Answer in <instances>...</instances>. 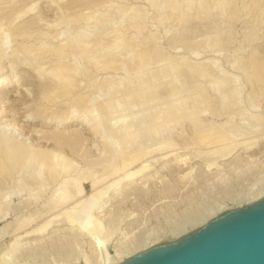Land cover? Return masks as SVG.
Instances as JSON below:
<instances>
[{
    "label": "bare ground",
    "instance_id": "1",
    "mask_svg": "<svg viewBox=\"0 0 264 264\" xmlns=\"http://www.w3.org/2000/svg\"><path fill=\"white\" fill-rule=\"evenodd\" d=\"M64 1L67 0L55 2L62 4ZM96 1L99 0H83L89 4ZM145 1L158 10V13L169 10L168 22L175 26L191 18L206 20L215 11L224 17L225 22L239 19L236 8L238 0ZM251 1L252 5L249 6L259 11L260 15L257 16L260 19H256L258 21L255 22L252 33L247 31V38L250 40L258 37L264 27V0ZM127 6L123 8L119 5L115 11H110L109 8L105 12L73 19L80 21L84 26L82 28H94L103 26L105 20L106 23L115 15L120 18L119 22L116 21L120 27L124 25L120 20L126 22L125 18H130L131 28L142 32L147 17L144 10ZM30 11L37 10L32 8ZM158 13L157 22L164 23V12L163 16ZM13 16L6 26H0V45L10 42L13 33L19 29L18 17ZM114 28L115 33L118 32ZM104 29L99 27L98 30L102 33ZM105 30L104 33H108ZM114 31L108 36L112 32L114 34ZM61 32L55 34L59 35ZM52 33L45 32L43 35L51 36ZM118 33L115 34V40L112 37L114 43L109 44L111 47L106 51L101 50L103 42L101 41L102 45L98 42L102 38L97 40L98 44H93L96 34L93 30L87 33L85 29L77 30L71 38L67 35L69 38L65 37L62 41L59 38V41L51 39V48L46 45L47 40L42 41V38V42L38 38V46L36 43L35 46L31 44L34 47H26L25 43L18 42L19 45L12 49L10 63L6 66L1 63L4 52L0 50L2 102H10L7 97L13 89L20 95L27 93L19 87L23 76H9V68L13 71L18 67L34 70L36 78L44 86L39 83L43 93L40 101H36L38 114H42L41 106L44 109L46 105L43 103L46 101L55 105L61 95L66 98L63 104L65 109L62 111L58 106L62 112L58 111L60 113L53 116L39 114L38 122L55 129L67 128L74 123L82 124L88 127L94 138L103 140L101 148H96L98 156L84 159L86 167L79 168L75 156L80 152L88 155L83 146L85 141L80 134L66 129L47 133H40L43 131L38 130L33 133L41 143L38 140L35 144H29L25 139L19 138L16 132L21 128L16 123L7 124L4 120V103L0 104V172L12 175L16 170L21 173L14 187L5 194L0 192V219L16 211L17 207L12 204L15 196L21 197L29 190L26 201L30 202L46 191L48 179H55L57 182L49 202L45 204H51L50 210L45 212L39 208L38 212L23 217L14 230V239L0 244V264H121L141 251L138 249L144 250L160 243L159 234L162 232L180 234L189 227L204 226L211 215L223 209L222 204L226 200L238 202L253 195L252 201L256 202L264 197V111L261 109V97H264V62L260 59V53L256 51L250 54L251 70L245 77L255 83L248 88L242 82V77L230 75L222 68L219 59L206 64L191 63L186 57L179 56H176L179 57L176 60L165 52L166 56L164 53L162 55L160 46L142 48V44L152 40V35L144 36L143 43L139 40V47L136 48L134 45L139 43L136 33L128 39L126 36L123 39V34ZM223 33L213 34L205 46L219 44ZM103 36L105 35L102 34ZM201 43L198 42L191 48V54H201ZM123 46L126 47L125 51L128 50L122 55L119 54L120 59L115 61L112 56H116L115 53H119ZM49 51L56 56L52 67L46 69V65H36L38 56L42 57V54L50 53ZM160 55L163 56L165 65L148 71L151 61ZM81 60L84 61V66ZM129 61L133 62L131 68L122 65ZM47 63L45 64L50 65V62ZM243 63V60H239L232 63V66L237 68L244 66ZM106 70H123L126 75L119 80H113L112 77L115 76L99 74ZM189 73L193 74L191 77L195 80L188 89L191 103L176 95V91L182 89L178 88L182 83L174 79L168 83L161 81L166 76L171 79L173 75ZM202 79L206 82H200ZM134 80H137L138 87L133 86ZM88 87L95 90L106 87L108 90L102 94L95 92L93 95H83L84 89ZM163 87H168L171 91L161 95V92H157L159 95L153 94L155 97L144 96L140 91L141 88L161 91ZM147 105H151L150 112H156V117L148 118L149 115L144 116L146 112H143V116L134 113L130 117L129 114L130 118L125 115L133 107L140 109ZM187 105L195 107L196 110L186 109ZM49 106L45 108L47 113H50L48 109H52ZM7 108L6 111L9 109ZM29 117L32 115H27L25 121L32 123ZM42 142L44 146L41 145ZM46 143L50 145L46 147ZM66 148L74 154L72 158L65 154ZM28 179L38 182L40 186L31 187ZM86 183L91 185L90 193L86 192ZM112 198L117 204L113 209ZM48 212L51 214L32 225L33 221ZM139 214L142 215L141 222H138ZM61 220H65L67 230L57 229L59 225L56 223ZM153 221L157 223L156 228L146 230L144 225ZM8 228L9 225L2 227L0 239L6 235ZM110 245L114 246L115 254L110 252Z\"/></svg>",
    "mask_w": 264,
    "mask_h": 264
},
{
    "label": "rangeland",
    "instance_id": "2",
    "mask_svg": "<svg viewBox=\"0 0 264 264\" xmlns=\"http://www.w3.org/2000/svg\"><path fill=\"white\" fill-rule=\"evenodd\" d=\"M55 1L56 0H14V2H12L10 0H0V2H1V5H0V26H6L8 24L10 17L11 16L14 17L13 15H17L18 22H19V29L13 33V35H12L13 37L11 36L10 42L6 43L5 45L4 44L0 45V47H2V48H0V50L2 51V53L4 52L3 58H2L3 60L1 62L2 64H4L6 66L7 64L10 63L9 62L10 61L9 55H10L12 49H14V47L16 45H19V43L20 44L25 43L27 45L26 47H34L35 43L38 46V44H40L39 41L47 40L48 43L46 42V45H48L51 48L52 44H50V42L52 40L56 39L57 41H59V39H60V41H62V40H64L65 37H67V35L71 38V36L73 37L74 34L77 32V30H81V29L82 30L85 29V31L87 33H91L93 30V32L96 35H99L98 36L99 38H98L94 34L96 41H93V44L96 45V43L98 44V42H100L101 44L100 43L99 44L102 45V42H103L101 50L104 49V51L108 50V47H111V45H109V44L114 43V40L116 39L115 34L118 32L122 33L124 35L123 36L122 34H120V35H122V38L126 36L125 37L126 39H128L129 37H131V35L133 36L136 33L137 34L136 36H138L137 39H138L139 43L134 45L135 47L138 46V44H140L139 40H141V42L143 43L144 36L147 37V35H152V36H154L152 38V40L149 43L142 44L143 45V47L141 45L142 48H154L155 46H160L161 49L163 50L162 55L165 52L166 54H168L167 56L171 55L174 59H176V58L179 59V57H186L191 63L195 62V63L206 64V62L209 63L211 61L219 59V63L222 66V68H224L230 75L233 74V75H239L240 77H242L243 78L242 82H244V84L248 88H250V86L253 83H255V81L247 80L245 77V74L251 70V68L249 67L250 66L249 65L250 54H252V52L257 51L256 53H258V54L260 53L259 54L260 59L261 60L263 59L262 61L264 62V27L262 30H260L258 37L253 38L251 40L249 38H247V31L253 30V28L256 26L255 22H257L260 19V17H258L260 15L259 11L255 8H251L253 6H251V7L249 6L250 4L252 5L251 0H248V1L246 0L245 2L238 0V3L236 4V8H238L239 19L236 20L235 22H233V21L225 22L224 17L221 16L217 11H215L212 13L213 15L211 14L210 17L207 18L206 20H198V19L191 18L192 20L188 19L187 21H185L181 24H178L177 26L168 22L170 19V14H168V13H170L169 10H168V12H166L167 9L165 11L162 10L164 12L165 16H167L166 18L168 20H166L165 16H163V12H161V13L156 12L158 10H155L154 8H152L149 5V3H146L145 0H99V1H96L98 3H96V2L91 3L90 2V4H89V2L88 3L83 2V0H67V1L62 2V4L56 3ZM110 1H112V2H110ZM250 1H251V3H249ZM124 4H126L125 6L128 5L127 8L130 6L131 7L136 6L137 8H141L144 10L147 17H146V26H145L144 30H142V32L144 31L143 33L142 32L139 33V32H137L131 28V25H130L131 19L130 18H125V19H127L126 20L127 24L124 20H120V23H121V21H123L122 23L124 24V25H121L122 27H120V25H118L120 18H116L115 15L112 16V18H110L109 21H107L106 23H105L106 20L104 21V23H102L103 26H104V24H106L105 27H103L101 25L97 26L98 29H99V27L103 28V29L109 28L106 30L104 29L105 31L108 32V33L105 32L107 35L104 33V30L102 33H100V31H102V30L100 29V31H99L97 29V27H94L95 29L91 28V27L82 28L84 26L81 25V22L73 19L74 17L78 18L80 16V18H82V16H90V15L95 14V13L105 12L109 8H110L109 9L110 11H115L117 9V6L119 8V5L122 6L123 8H126L124 6ZM242 4H243V6H242ZM246 4H247V6H246ZM242 7H245L244 8L245 10ZM32 8H35V10H37V11H34V12L30 11ZM239 8L241 11L239 10ZM163 9H165V8H163ZM253 9L255 11H251ZM157 13H158V15L160 14L163 16L164 23H158L157 22V20H156L158 17ZM18 14H19V16H18ZM155 15H156V17H155ZM111 19H114V20H111ZM256 19H258V20L256 21ZM78 20H80V19H78ZM128 20H129V22H128ZM116 21H118V22H116ZM63 23H65V24H63ZM114 24H115V26H114ZM128 24L130 25V27ZM224 24H225V26H224ZM52 25H53V27H52ZM109 25L112 27V29ZM126 25L129 27V30H128V27ZM227 25H228L229 29L227 28ZM80 26H81V29H80ZM262 26H263V23H262L261 27ZM114 27H116V29ZM113 28L116 31L118 30V32L115 33ZM225 28H226V30H224ZM66 29H69V31H67ZM54 30H57V31H54ZM62 30H63V33L61 32ZM227 30L232 34V36ZM111 31H114V34L112 32L113 36L112 35L108 36L109 33L111 34ZM45 32H47V33L54 32V33H52L51 36L50 35L45 36V35H43ZM57 32L58 33L61 32V34L56 35L55 33H57ZM119 33H118V35H119ZM218 33H223L221 35V38H220L221 41H219V44H215V45L211 44L214 47H212V46L206 47L205 43L208 44L209 39H211V37H213L212 35L213 34L216 35ZM251 33H252V31H251ZM27 34L28 35L30 34L31 37H30V35L28 37ZM102 34L105 35L106 37L105 36L102 37ZM52 35L55 37H53ZM63 35H64V37H63ZM20 36L22 38H24V40ZM69 37H67V38H69ZM112 37H114L113 41H112ZM38 38H39V41H38ZM46 38H48V39H46ZM125 38H123V39H125ZM15 39L17 42L15 41ZM35 39H36V41H35ZM98 39H101V40L99 41ZM97 40H98V42H97ZM199 40H201V41H199ZM21 41H23V42H21ZM94 42H96V43H94ZM136 42H137V40H136ZM198 42L199 43L202 42L201 44H203L204 48L202 47L200 49L201 52L199 51L202 55L198 54V56H197L196 54L195 55L191 54V48L196 46L195 44H197ZM31 44H33L34 46ZM95 45H93V46H95ZM144 45H147V46L145 47ZM48 46H47V48L49 49ZM103 46L106 47L107 49L104 48ZM150 46H152V47H150ZM123 48H124V46L121 48L122 50L119 49V53H118V51L116 52L118 54L115 53L116 56L111 55L115 61L120 59L119 54L122 55L128 50V49H126V51H125L126 47L124 48V50H123ZM258 50H259V52H258ZM49 52L51 53V51H49ZM5 53H6V55H5ZM50 53L46 52L45 55L42 54L43 55L42 57L38 56V58H37L38 64H36V65H42V66L46 65L45 68L50 69L52 67L53 63H55V59H56V56L53 55V52L51 54ZM166 54H165V56H166ZM45 56H48L49 58L50 57L51 58L48 60V57H45ZM176 56H179V57H176ZM157 57L158 58H155L153 61H151V63H150L151 65L148 66L149 67L148 71L155 70L158 66L165 65L166 62L163 61V58H162L163 56L161 57V55H160V57L159 56H157ZM43 58H45V59H43ZM46 58H47V60H46ZM38 59H39V61H38ZM174 59H172L173 62L175 61ZM239 60L240 61L243 60V62L245 63V64L243 63L244 66L241 65L240 67H237V68L233 67L232 65ZM47 62H50V65H47V64H49ZM45 63H47V64H45ZM81 64L84 66L83 60H81ZM122 65H124L126 68H131L133 65V62L131 63L129 61L127 64L122 63ZM246 65H247V67H246ZM9 69H10L8 72L9 76H14L16 74L18 75V77L23 76L22 80H21L22 84L19 87H21V89L23 90L24 93L25 92H27V93H26V95H20L18 92H15L13 89V91L7 97V99L10 102L5 101L6 102V104H5V102H2L3 101L2 98L0 99V104L2 105L4 103L3 104L4 106H2L3 107L2 110H4V114L6 115L4 120L7 121V124L16 123L17 127L21 128V130H17V132H16L20 139L23 138L26 140L27 143L35 144V143H37V141L39 139H38V136L37 137L34 136L33 132H36V131L38 132V130H39V131H43L40 133H44V132L47 133V132H51L53 130L58 129V128L55 129V127H53V126H46V125L42 124V122L41 123L38 122V120H39L38 115L40 113L38 114V108L39 107L36 104V101L39 102L40 101L39 99H41L40 97H42L43 91H42L41 86H40V84H42L40 82H42V81L39 80L38 78H36L34 70L30 71L28 69L21 68V67H18L16 69V71L15 70L13 71V69H11V68H9ZM99 74H101V75L103 74L105 76H109V74H110L111 76H115V77H112L113 80H119L124 74L126 75V73L123 70H118V71L106 70V71H102V72L100 71ZM216 74L218 75V73H216ZM177 75L178 74L171 76L172 80L170 79V76L163 77V78H161V81H163L162 83H168V82H173V79H174V81L182 83L183 85H180L178 87V88H182V89L177 90L176 95L178 97H181L183 100H186L187 103H191V99H189L190 96H188V94H189L188 89L191 88L194 84L195 80H193V78L191 77V76H193V74L189 73L188 74L189 76L186 74H184V75L179 74V76H177ZM136 82H137V80H134L132 84H133V86L138 87V82L137 83ZM200 82L205 83L206 81H205V79H202V80H200ZM42 87H44L43 84H42ZM107 90L108 89L106 87L105 88L100 87L98 90H95L91 87H88V88L84 89L83 95H86V96L89 94L93 95V94H95V92H98V94H100V93L102 94L103 92H106ZM140 91H141V94L144 96L150 97V95H151V97H153L154 96L153 94H156L157 92L158 93L161 92L160 93V95H161V94L168 93L171 90L168 89V87H163L161 89V91H157V90L150 91L149 90L150 91L149 92L148 90H146V88L145 89L141 88ZM142 92L145 94H143ZM158 93L156 95H159ZM147 94H149V96ZM62 96L63 95H61V98L59 99V101H57V104H59V105H57V104L54 105V103L49 104L50 102L48 103L47 101H46L47 104H46V102L43 103L46 106L50 105L49 108L51 107L52 109H51V111L48 109V112H50V113H47L45 110V108H47V107L45 106V108L43 109L44 106H41L43 109V111H42V109L40 107L42 114L44 116H47V115L53 116L54 114L62 112L63 109H65V107H63V104L66 102L65 96H63V98H62ZM187 98H188V100H190L189 102H188ZM261 98H262L261 99V106H262L261 109L264 111V97H261ZM60 102L62 103V106L60 105L61 104ZM58 106L60 107V109L62 111L59 109ZM54 107H56V108H54ZM6 108L8 109L7 111L5 110ZM12 108L14 109V111ZM133 108H135V107H133ZM132 109H131V111L128 110L129 112H127V111L125 112V115H127V117H129L128 116L129 114H131L130 117L134 116L133 115L134 113H138V114L143 116V112H146V113L148 112L147 114L144 113V116L149 115L148 118L151 116L150 117L151 119H152V117L157 116L156 112H153V114H151V112H152V110L150 112L151 105H147V107L145 106L144 108H140V109L139 108H135L134 110H132ZM186 109L196 110L195 107H192L189 105H187ZM58 111H60V112H58ZM196 112H198V111H196ZM29 114L32 115V117H29V119L32 121V123L25 121L26 116ZM36 114H37V117L35 116ZM42 114H40V115H42ZM135 115H137V114H135ZM34 121H35V123H34ZM3 126H5V125H3ZM0 127H1V125H0ZM6 127L8 128L9 126L6 125ZM65 129L66 130H72L74 133H78L83 137V139L85 141L83 143L84 150H85V152H87L88 155H85L86 154L85 153L84 154L85 156H84L83 152L82 153L80 152V154L76 155L74 159H75V161H78L77 165H78V167L80 166L79 168H81V167L85 168L86 167V164H85L86 159L96 158L98 156V154H96V152H97L96 148L97 147L101 148L100 145H102L103 140H101L99 138H94L95 136L92 134V132H90L88 127L83 126L82 124L74 123V124L68 126L67 128H60L58 130H65ZM38 142L41 143V140H39ZM41 145L44 146V142H42ZM45 145L47 147L50 144L46 143ZM65 154L67 155V157H70V158H72L74 156V154L68 148H66ZM20 175H21V173L19 174L16 170H15V172L12 173V175H9L5 172L4 173L0 172V192H1V194L2 193L5 194V192L7 193L12 187H14L16 184L15 183L16 179H18L20 177ZM26 176L24 175V178ZM28 180H29L28 182L31 183V184L29 183V185H31V187L33 186V188H35V187L38 188L40 186V184H38V182L34 181L35 184H32L34 182L31 181V179H28ZM54 180L55 179H48L47 180V182H48L47 188H46V191L43 192L42 195L40 196L41 198L39 197L36 200L32 199L30 202H27L26 199L28 198V195L30 193L29 190H27L24 194H22L21 197L15 196L12 204L15 206V208L17 207L16 211L12 212L7 217L0 219V230L2 229L3 226L9 225L8 232L6 233V235L4 237H2L0 239V244L8 243L12 239H14V236H15L14 230L17 227L18 223L22 220L23 217H29L30 215L38 212L39 208L41 209L40 211H45V212L50 210L51 204H48L47 206L45 204L49 202V198L57 186V182ZM85 186H86V192L90 193L92 191L90 183H86ZM248 196H247V199L245 198L243 200H238V202H237V200H235L236 202L234 200H231V201L226 200L224 202V204H222V206L224 205L222 207L223 208L222 210H224V211H222L221 209H220L221 211L218 210L215 214L210 216L211 218L210 217L208 218V221L205 224H207L211 219H213L214 217H217L218 215H220L221 213H223L225 211L235 209V208H241L247 204L255 202V201H252V200H254L253 195H250L251 198H250V196L249 197ZM249 199H251V200H249ZM111 201H112L111 202L112 203L111 208L113 209L117 206V204H116V202H115L116 200H114V198H112ZM138 213H140V212H138ZM50 214H51V212H48L43 217H38L35 221H33L32 225H36L37 223L41 222L44 218H46ZM106 215H108V213ZM139 217H140V219H139ZM139 217H138V222H141L142 215L139 214ZM56 225H59L57 227V229H59L60 231L67 230L65 220L58 221L56 223ZM144 226L146 227V230H148V229L152 230L153 228H156L157 223L155 221L148 222ZM202 226L203 225H200V226L197 225V226L189 227L185 232H183L185 234H183V233L178 234V233H173V232H162L161 234H159L160 235V239H159L160 243L176 241V240L180 239L181 237H183L184 235H186V234H188V233H190V232H192V231H194V230H196ZM46 238H48V236ZM1 242H3V243H1ZM160 243H157V244H160ZM149 248H151V247H149ZM149 248H147V249H149ZM142 249L143 248H140L138 250H141V251L147 250V249H144V250H142ZM109 250L112 254H115L113 245L109 246ZM141 251L136 252V254L141 252Z\"/></svg>",
    "mask_w": 264,
    "mask_h": 264
},
{
    "label": "water",
    "instance_id": "3",
    "mask_svg": "<svg viewBox=\"0 0 264 264\" xmlns=\"http://www.w3.org/2000/svg\"><path fill=\"white\" fill-rule=\"evenodd\" d=\"M121 264H264V197Z\"/></svg>",
    "mask_w": 264,
    "mask_h": 264
}]
</instances>
